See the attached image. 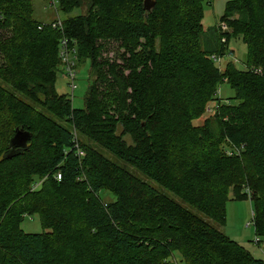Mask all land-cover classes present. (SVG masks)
<instances>
[{"label": "trees", "instance_id": "obj_1", "mask_svg": "<svg viewBox=\"0 0 264 264\" xmlns=\"http://www.w3.org/2000/svg\"><path fill=\"white\" fill-rule=\"evenodd\" d=\"M30 1L0 0V264H169L174 252L186 264H264L218 229L230 185L264 180V0L226 1L215 34L249 48L247 68L224 71L217 47L186 45L208 0H154L150 11L143 0H56L63 13L86 10L50 22L32 18ZM63 38L91 63L83 108L53 91ZM224 80L239 102L217 97L214 118L193 127L194 107ZM17 128L30 133L24 147L10 145ZM231 190L249 195L263 234L264 194ZM34 213L47 230L25 233Z\"/></svg>", "mask_w": 264, "mask_h": 264}, {"label": "rangeland", "instance_id": "obj_2", "mask_svg": "<svg viewBox=\"0 0 264 264\" xmlns=\"http://www.w3.org/2000/svg\"><path fill=\"white\" fill-rule=\"evenodd\" d=\"M208 1H210V4L207 2L202 3V17L199 20L197 19V23L195 22L196 25H194V28L197 27L198 30L192 34V37L189 38V41H187L188 43L186 45H188L191 49H204L208 53H210L212 47H217L218 51L213 53V55L220 56L221 60L216 61V63L221 71L225 70L226 64L234 66L239 70L247 68L249 47L246 43V40L242 36L233 33V31H230V33L227 34L228 41L225 40V37L220 38L219 35L216 36L217 31H215V29H217V27L215 28V25L219 22V18L223 14L225 8V3L228 0ZM30 2L32 6L31 16L39 22H50L53 19H59L63 21L67 17L85 13L86 10L85 3L82 5V7H75L72 11L63 13L58 10V4L56 0H31ZM185 6L187 7L188 3H186ZM17 34L20 35V31H18ZM160 34L161 30L156 38L157 43H161ZM220 41L226 44L227 51L226 48L220 44ZM179 42L182 44V39L179 40ZM213 55L211 54L210 57L213 58ZM84 56L85 55L83 53H80L79 58L76 57V51L74 53H72V51L68 53V58L73 60L72 67L76 73V78L74 81L76 87L74 89L70 88L68 85L69 82L62 69V66L66 65L65 61H63L62 66H59L57 78L53 83L54 93L57 95H67V97L71 100L73 108L84 107L85 94L88 85L91 82V77H89L91 63L90 60L88 58H84ZM4 65L5 62L3 56L0 53V81L4 74L2 71ZM214 91L216 92L214 95H212ZM207 93V95L204 94L202 97L203 100L201 99V101H198V104L194 107L195 117L192 119L191 123L195 128H200L206 118H214L213 113L219 109L215 103L216 100H218L217 97H219L222 102H225L226 104H237L239 102L233 99L234 90L229 86L227 80L219 82L212 90ZM229 98L232 100H229ZM4 124V117L0 118L1 129L4 127ZM5 133L6 131H4V134ZM208 144L209 142L202 147H194L195 155H199V152H201L204 148H207ZM220 146L223 147L222 149L227 155L233 154L227 144H222ZM247 175L248 179L246 176H244V181L241 183V186L236 184V182L230 185L231 188H229L227 191L228 196L225 202V223L223 226H218V229L230 239L243 246V248L250 252V254H252L254 257L264 259V233L256 234L255 226L253 224V213L255 210L254 202L250 200L249 195L241 199L232 195L231 189L233 187L242 191L246 189L252 198H255L256 194L259 192L264 194V180H261V178L257 175ZM110 197L111 196L109 194L105 195L106 200H110ZM184 205L187 206L186 204ZM189 208L195 212L192 207ZM210 222L214 226L216 225V223H213L212 221ZM19 227L25 233H40L47 230L42 226L40 217L37 213H34L31 216H25L20 222ZM258 239L260 242H258ZM168 261L170 262L166 261V263L186 264L179 252H174Z\"/></svg>", "mask_w": 264, "mask_h": 264}, {"label": "built area", "instance_id": "obj_3", "mask_svg": "<svg viewBox=\"0 0 264 264\" xmlns=\"http://www.w3.org/2000/svg\"><path fill=\"white\" fill-rule=\"evenodd\" d=\"M52 26H60V23H53ZM219 28L222 30V31H225L227 29V26L225 23H221L219 24ZM68 41L66 38H63L61 40V50H60V55H61V60H62V63L63 61H65L66 65H63V67L65 68V71H66V75L65 77L67 78L68 80V85L70 86V88L74 89L76 87V84L74 83L75 81V78H76V73H75V70L73 69L72 65H73V60L68 58V53H70L72 51V53H74L76 51L75 49V45L72 44L71 46L68 45ZM215 62L216 61H220L221 58L220 56H216V55H213V58H212ZM242 148V145L239 147V149ZM82 155V153H80ZM39 184L35 183V186L34 187H37Z\"/></svg>", "mask_w": 264, "mask_h": 264}, {"label": "water", "instance_id": "obj_4", "mask_svg": "<svg viewBox=\"0 0 264 264\" xmlns=\"http://www.w3.org/2000/svg\"><path fill=\"white\" fill-rule=\"evenodd\" d=\"M154 4V0H143V8L146 11H150ZM29 139L30 133L28 131L17 128L15 134L10 140V145H12V147H24Z\"/></svg>", "mask_w": 264, "mask_h": 264}, {"label": "crops", "instance_id": "obj_5", "mask_svg": "<svg viewBox=\"0 0 264 264\" xmlns=\"http://www.w3.org/2000/svg\"><path fill=\"white\" fill-rule=\"evenodd\" d=\"M263 259V258H262Z\"/></svg>", "mask_w": 264, "mask_h": 264}]
</instances>
